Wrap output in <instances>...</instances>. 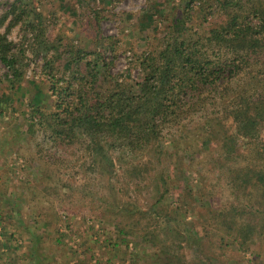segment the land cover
<instances>
[{
	"label": "trees",
	"instance_id": "obj_1",
	"mask_svg": "<svg viewBox=\"0 0 264 264\" xmlns=\"http://www.w3.org/2000/svg\"><path fill=\"white\" fill-rule=\"evenodd\" d=\"M170 2L169 11L153 6L142 14V25L155 23L154 38L135 53V76L114 71L120 46L102 36L103 9L93 8L89 21L96 36L79 44L65 33L53 34L35 0L10 2L0 12V62L7 69L0 84L8 88L0 95V117L17 109L32 57H40L43 81L30 97L25 134L34 136L45 165L65 166L84 152L82 164L109 184L117 166L130 165L131 176L149 173V162L134 164L149 151L165 168L176 169L173 156L182 150L181 166L197 161L202 169L212 167L209 173L225 170L228 202L206 203L212 195L201 187L178 194L203 203L196 216L202 221L188 227L180 200L181 214L167 212L161 224H146L160 216L157 205L173 193L170 175H154L159 196L147 208L116 200L117 231L109 243L128 247L134 239L136 246L150 247L149 264H216L227 240L245 251L264 242V0ZM15 27L18 40L10 36ZM107 206L102 218L111 215ZM67 233L57 242L63 244Z\"/></svg>",
	"mask_w": 264,
	"mask_h": 264
},
{
	"label": "rangeland",
	"instance_id": "obj_2",
	"mask_svg": "<svg viewBox=\"0 0 264 264\" xmlns=\"http://www.w3.org/2000/svg\"><path fill=\"white\" fill-rule=\"evenodd\" d=\"M0 1L2 12L13 0ZM171 3L170 0H35V6L46 16L53 34L65 33L79 44H87L96 36L89 21L93 8L103 9L105 17L100 25L102 36L117 39L120 46L116 52L114 71L118 74L131 73L133 76L138 73L132 65L135 53L142 52L148 41L154 38L151 27L155 23L152 26L142 25V14L153 6L169 11ZM10 36L18 40V27L12 29ZM32 59L22 84V101L16 103L15 111L4 118L0 117V264L152 263L153 250L150 247H143L142 250V246L135 245L134 239L128 247H115L109 243L110 240L114 241L113 230L117 231L114 216L119 212V203L116 200L133 199L142 209L147 208L159 196L152 183L156 174L158 177L160 174L171 176L174 180L173 193L163 200L165 205L163 202L157 205L160 216L151 217L148 222L145 220L146 224L155 221L161 224L167 212L181 214L176 204L179 200L180 206L188 210L181 214L188 222L185 223L187 227L189 223L202 221V218L196 217L202 201L178 197V194L187 196L186 192L191 187L207 188L212 198L206 203L212 206L217 207L231 200L225 170L209 173L206 170L212 167L202 169L195 166L197 161L192 162L190 167L181 166L182 150L173 156L176 169H173V165L165 168L155 152L149 151L134 163L149 162V173H144V177L142 174L131 176L134 170L128 169L130 165L117 166L116 180L109 184L96 179L93 171L82 164L86 160L84 152L78 155V160L68 165H45L36 154L34 136L25 134L31 122L28 107L30 97L36 91L35 84L40 85L43 81L42 77H38L41 58ZM6 72V67L0 62V77H4ZM5 92H8V88L2 83L0 95ZM260 140L264 143V130ZM180 146L184 148L186 144L180 143ZM196 155L199 156L198 153ZM185 159L187 162L188 157ZM106 206L110 207L111 215L102 218L100 212ZM67 224L71 225V229H67ZM62 232H68L62 237L63 244L57 242ZM40 241L42 243L39 244ZM226 243L222 262L218 259L216 264H264V242L252 244L247 251L239 248L234 241L227 240ZM69 246L76 252L70 251ZM192 251L188 252L187 259L192 258ZM43 255L47 256V260L43 261Z\"/></svg>",
	"mask_w": 264,
	"mask_h": 264
}]
</instances>
